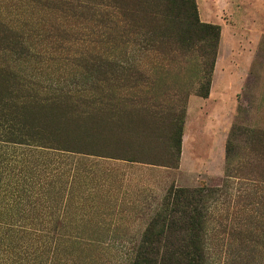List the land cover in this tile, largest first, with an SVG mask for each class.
I'll use <instances>...</instances> for the list:
<instances>
[{
  "label": "rangeland",
  "instance_id": "374dc122",
  "mask_svg": "<svg viewBox=\"0 0 264 264\" xmlns=\"http://www.w3.org/2000/svg\"><path fill=\"white\" fill-rule=\"evenodd\" d=\"M140 1L111 15L116 0H0L37 53L15 70L43 98L25 111L40 138L16 157L39 186L0 194V264H131L176 241L145 237L176 187L211 190L204 264H264V0H195L220 30L206 98L195 94L200 48L148 31V6L168 0ZM110 48L131 61L129 80ZM174 118L177 167L147 163L176 148ZM34 246L43 259H30Z\"/></svg>",
  "mask_w": 264,
  "mask_h": 264
},
{
  "label": "trees",
  "instance_id": "16d2710c",
  "mask_svg": "<svg viewBox=\"0 0 264 264\" xmlns=\"http://www.w3.org/2000/svg\"><path fill=\"white\" fill-rule=\"evenodd\" d=\"M116 1L118 5H107L109 14L113 13L115 8L123 7L119 6L122 0ZM143 2L146 3L145 0ZM148 8L149 16L155 21L148 30L152 38H159L165 34L170 46L177 50L200 48L201 73L195 94L206 98L220 35L219 26L199 19L195 0H168L165 3L157 1L156 5H149ZM161 44V39H158L151 46L158 49ZM112 51L110 48L108 53L111 62L119 65L126 73L124 79L129 80L131 61L123 57L124 59H120L117 64L115 62L117 56ZM28 56L37 57V53L17 29L5 21L4 17H0V149L3 146L1 144H4L12 151V154H8L0 150V194L8 197L21 195L29 188L35 189L39 186L36 185L35 179L31 178L28 181L27 165L16 158L17 155L23 156L26 146L40 138L25 118L28 102H33L35 107L40 108L43 99L38 95L40 88L27 95L28 88L15 70L16 61L21 62ZM177 121V118L173 119L171 133L175 136L176 148L163 151L162 159H153L147 163L177 167L181 136V128ZM6 171L7 173L3 175ZM210 192L211 190L205 187L169 189L163 203L165 213L157 215L150 222L145 237L147 240L153 237L160 239L165 235L176 241L163 247L147 246L143 247V250H136L131 264H204L203 236L206 214L203 206L204 199ZM43 251L45 254L44 246H34L33 252L29 254L30 259H39V256L41 258ZM14 259L18 258L15 256ZM48 259H53V255ZM38 263L41 264V262L36 264Z\"/></svg>",
  "mask_w": 264,
  "mask_h": 264
}]
</instances>
